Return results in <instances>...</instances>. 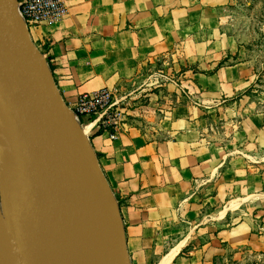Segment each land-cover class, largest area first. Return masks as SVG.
<instances>
[{"label": "crops", "instance_id": "1", "mask_svg": "<svg viewBox=\"0 0 264 264\" xmlns=\"http://www.w3.org/2000/svg\"><path fill=\"white\" fill-rule=\"evenodd\" d=\"M66 2L60 18L30 29L71 109L81 94L135 82L149 63L176 50L179 77L197 98L185 97L172 82L164 86L171 93L153 92L156 101L170 95L175 101L153 135L130 127L113 138L107 128L97 133L99 115L81 114L117 200L131 264H215L228 247L250 241V222L235 216L239 220L227 226L234 215L225 208L205 214L194 229L186 221L198 192L212 190L204 201L222 205L246 176L253 184L245 198L253 197L259 179L251 169L264 149V111L245 93L254 85L253 70L224 26L230 0ZM202 233L205 242H190Z\"/></svg>", "mask_w": 264, "mask_h": 264}, {"label": "water", "instance_id": "2", "mask_svg": "<svg viewBox=\"0 0 264 264\" xmlns=\"http://www.w3.org/2000/svg\"><path fill=\"white\" fill-rule=\"evenodd\" d=\"M0 127V264H39L62 239L90 264H131L117 200L15 0H0Z\"/></svg>", "mask_w": 264, "mask_h": 264}, {"label": "rangeland", "instance_id": "3", "mask_svg": "<svg viewBox=\"0 0 264 264\" xmlns=\"http://www.w3.org/2000/svg\"><path fill=\"white\" fill-rule=\"evenodd\" d=\"M224 11L226 12L224 14V26L236 36L240 46L239 56L253 70L254 85L245 93H249L256 99L258 107L263 112L264 0H230ZM27 27L28 34L32 39L31 29L29 26ZM175 53V55L170 53L149 63L145 75L139 76V80L110 90L109 94L104 95L100 102L95 105V112H92V115H99L104 118L103 123L107 127H111L110 130L114 132H117L118 129L136 127L151 135L156 134L160 129V118L175 101L172 95L165 98L168 100L164 102L162 100L156 101L151 98L154 95L153 92H158L159 88H163V93L166 94L169 90L164 86L167 82H172L179 87L185 97L191 98L195 94V91L188 85H184L179 77V72L182 69H180V65L183 64L180 61L178 64L179 50H176ZM169 93L171 92L167 94ZM72 111L80 127L85 130L81 111L76 108H73ZM83 134L88 138L85 133ZM0 152H2L1 149ZM253 159L254 165H252L253 169L251 170H254L259 176L257 183L255 182V187L260 183L258 190L254 187L255 194L253 197L245 198L251 190L247 186L253 184L252 182L248 183L250 178L246 176L241 181L242 185L235 191L236 193L231 195L229 200L224 201L222 205L219 202L214 203L211 199L207 202L204 201L206 197L212 195L213 191L211 190L207 195L204 194V191L198 192L196 204L189 207V216L186 219L189 228L194 229L195 222L204 220L205 214H214L221 208L228 209L234 215H229L226 219L227 226L234 225L239 219H245L252 225L251 240L238 247H228L223 256L216 258L215 264H264V149H259ZM260 187L263 188L260 189ZM0 202V215L4 219L2 196H0ZM193 235H195L194 232ZM206 240L207 235L202 233V235L197 234L191 238L190 242L203 243Z\"/></svg>", "mask_w": 264, "mask_h": 264}, {"label": "built area", "instance_id": "4", "mask_svg": "<svg viewBox=\"0 0 264 264\" xmlns=\"http://www.w3.org/2000/svg\"><path fill=\"white\" fill-rule=\"evenodd\" d=\"M18 11L25 24L29 27L40 23L54 21L62 16L67 10L66 0H15ZM110 90L103 88L95 93H83L78 98L77 110L82 114L95 112V105L101 98L109 94ZM104 122V121H103ZM116 132H111V137H115Z\"/></svg>", "mask_w": 264, "mask_h": 264}, {"label": "bare ground", "instance_id": "5", "mask_svg": "<svg viewBox=\"0 0 264 264\" xmlns=\"http://www.w3.org/2000/svg\"><path fill=\"white\" fill-rule=\"evenodd\" d=\"M82 134L85 131L81 130ZM84 135V134H83ZM86 135V133H85ZM2 143L0 127V149ZM2 163L3 154L0 152V196H2ZM1 203V202H0ZM2 211V210H1ZM39 264H90L77 248L71 246L67 239H62Z\"/></svg>", "mask_w": 264, "mask_h": 264}, {"label": "trees", "instance_id": "6", "mask_svg": "<svg viewBox=\"0 0 264 264\" xmlns=\"http://www.w3.org/2000/svg\"><path fill=\"white\" fill-rule=\"evenodd\" d=\"M103 121H104V118H102V123H101L100 128H99V130L97 131V133H100V132L104 131L106 128L110 130L111 127H107V126L103 123Z\"/></svg>", "mask_w": 264, "mask_h": 264}]
</instances>
